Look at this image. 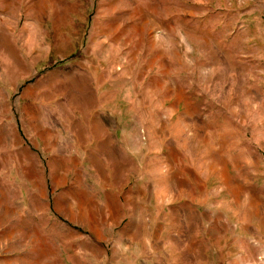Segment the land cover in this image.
<instances>
[{
  "label": "rangeland",
  "instance_id": "obj_1",
  "mask_svg": "<svg viewBox=\"0 0 264 264\" xmlns=\"http://www.w3.org/2000/svg\"><path fill=\"white\" fill-rule=\"evenodd\" d=\"M0 264H264V0H0Z\"/></svg>",
  "mask_w": 264,
  "mask_h": 264
}]
</instances>
